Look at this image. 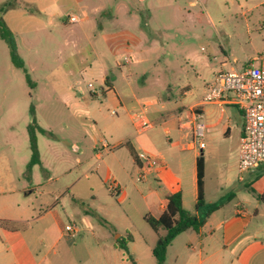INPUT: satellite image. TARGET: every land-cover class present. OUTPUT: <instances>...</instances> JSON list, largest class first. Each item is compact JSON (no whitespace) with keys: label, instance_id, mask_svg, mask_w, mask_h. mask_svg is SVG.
Here are the masks:
<instances>
[{"label":"rangeland","instance_id":"obj_1","mask_svg":"<svg viewBox=\"0 0 264 264\" xmlns=\"http://www.w3.org/2000/svg\"><path fill=\"white\" fill-rule=\"evenodd\" d=\"M192 1L0 0V19L9 22L24 67L13 66L10 49L0 38V214L29 220L20 228L32 240L42 237L48 247L56 235L55 221L74 226L73 237L66 232L70 264H132L130 257L136 264H156L152 250L158 234L143 220L148 214L142 197L146 183L123 174L125 191L118 193L110 182H102L112 158L133 165L126 148L112 149L114 142L138 134L145 140L154 134L160 145L165 143L161 125L152 123L143 131L134 127L144 117L139 112L144 107L131 102L130 93L135 92L141 103L169 96L163 111H172L199 101L216 73L240 69L264 51V0H200L190 6ZM70 15L77 23L67 22ZM121 35L143 37L151 44L139 54L141 63L117 66L110 45ZM99 63L127 114L113 105L114 95L102 96ZM89 83L97 97L87 89ZM185 87L192 94L183 100ZM153 109L146 108L147 117ZM203 109L199 158L204 201L221 202L219 209L224 207L226 213L236 204L251 210L258 203L259 222L264 223V203L246 182H239L234 140L224 135V112L231 109ZM114 110L116 116L111 114ZM30 125L40 164L28 169ZM104 140L114 154L103 152L99 160L96 147ZM188 184L185 180L184 186ZM184 196L185 210L194 213L192 197ZM210 233L209 227L202 228L205 243L211 241ZM198 239L193 231L177 236L166 250L164 264H187L199 248ZM116 241L128 242L127 250L115 248Z\"/></svg>","mask_w":264,"mask_h":264},{"label":"crops","instance_id":"obj_2","mask_svg":"<svg viewBox=\"0 0 264 264\" xmlns=\"http://www.w3.org/2000/svg\"><path fill=\"white\" fill-rule=\"evenodd\" d=\"M197 1L200 0L190 2V6L195 5ZM127 15L132 17V12H127ZM206 16L210 18L208 13H206ZM12 18V16L6 18V22L10 21ZM64 21H66V18ZM64 23L65 25L67 24L66 22ZM8 25L10 26L9 22L5 24V26L11 33ZM120 34L122 33L120 32ZM113 40V45L110 46L113 47L115 51V62L118 67L141 63L139 54L144 52V50H148L149 45H151L148 44L143 37L136 38L121 35L119 37L116 36ZM122 56H131L132 61L129 63L120 62L119 59ZM233 63L236 62L233 60ZM248 63L243 66H246ZM99 67L103 80L102 96L114 95V97H110L111 102L114 103L113 105L119 107L127 114L128 109L117 94L112 82L105 77L103 64L99 63ZM211 84L206 86L204 93ZM183 91L182 97L183 100H186V97L192 94V91L189 90L188 87H185ZM204 93L201 95V98ZM92 95V97H97L96 94ZM128 97L132 99L131 102L143 105L144 108L139 112H142L144 118L149 122L151 121V124L157 123V125L162 126V131L165 135V143L160 145V142L155 140L154 134H148L145 140H140L138 134L114 142L112 149L126 148L133 165L128 167V163L125 164L124 161L116 157L112 158V164H117V167H113L112 164L110 167H106L107 172L106 177L102 181L103 185L110 178L118 186L117 192L123 193L125 191L121 184L122 177H124L123 174L127 177L128 175H134L135 181L137 182L139 162L133 159L130 150L136 155L140 152H144L153 155L159 162V167L145 182L146 194L142 195V197L147 213L155 219H158L167 206V197L175 193L181 194L182 206L184 209V195H190L196 204L198 194L196 164L197 159L202 155V151H198L190 144V129L186 127L189 109L195 107L201 99L190 105L182 104V106H177L175 110L164 112L163 110L168 108V103L166 101L170 99L169 96H162L142 103L135 92H131ZM210 105L231 109L228 113L224 112V114H227V118L226 123L222 127L224 128V135L234 140L236 163H238V145L240 137L242 136L243 114L237 106L228 102H224L221 106L215 104ZM155 106H158V108ZM206 106L209 105L201 107L202 113L204 111L203 108ZM151 107H154V109L148 113L147 117L145 113L146 108ZM112 112H116L117 115L116 110ZM133 125L136 128L135 122ZM153 126L152 124V127ZM104 141H102L100 147H96V158L99 160L102 158L103 155L101 154L103 152L114 154L109 148L103 147ZM185 153H191V155H185ZM125 165L127 169L124 168ZM262 176H264V166L255 171L244 173L242 180H239V182H246L250 190L257 193V197L264 203V178L262 179ZM204 178L206 181V167ZM185 180L189 182L188 187L184 186ZM105 188L109 191L108 187ZM232 197L233 194L228 196L229 199ZM58 204L59 202L57 205ZM259 205L260 204L255 203L254 207L248 210L249 208L246 205L236 204V206H233V211L229 213L223 211L224 207L213 212L203 225V227H209L211 231L209 239L211 241L205 243V241L201 239L202 227L197 232L199 233V239L197 240L199 248L196 253L191 255V257H194L191 259L193 263L189 260L187 264H264V223L259 222L261 217ZM219 212H222V216L220 215L212 219L216 214H219ZM49 214H52V210H49ZM193 214L199 216V213L196 211H194ZM0 215V264H70V238L66 235V226L61 223L60 220L54 222L56 235L50 247H48L44 243L45 240L42 237H34V240H32L27 236V230L20 228L23 225L27 226L26 223L29 222V220L19 218L18 216H8L7 214ZM144 215L146 214H143V217ZM252 223H255L253 227ZM8 226H13L14 229L6 228ZM161 230L163 229H159L156 233L158 236L165 235V231L163 230L164 234H161ZM117 237L120 238L121 235L119 234L116 238ZM129 237V241H132L130 234ZM127 244L128 242H126V248ZM189 247L192 248V245L190 244Z\"/></svg>","mask_w":264,"mask_h":264},{"label":"built area","instance_id":"obj_3","mask_svg":"<svg viewBox=\"0 0 264 264\" xmlns=\"http://www.w3.org/2000/svg\"><path fill=\"white\" fill-rule=\"evenodd\" d=\"M73 15L67 17L68 23H77ZM120 62L129 63L131 56L120 57ZM87 89L96 94L94 85L89 83ZM80 93H83L80 90ZM224 102L233 104L243 114L242 136L238 145L237 172L239 180H242L244 173L252 172L264 166V51L257 54L248 65L230 72H219L215 75L212 84L206 89L199 103L189 109L187 127L190 129V144L197 150H203L204 126L201 123L204 114L201 107L215 104L221 106ZM116 115V112H111ZM151 123L141 117L136 123L139 131L151 128ZM104 148H109L107 142L103 143ZM139 162V173L137 182L145 183L148 178L159 167V162L153 155L140 152L137 154ZM112 189L118 186L110 178ZM74 226H67L66 232L73 237Z\"/></svg>","mask_w":264,"mask_h":264},{"label":"trees","instance_id":"obj_4","mask_svg":"<svg viewBox=\"0 0 264 264\" xmlns=\"http://www.w3.org/2000/svg\"><path fill=\"white\" fill-rule=\"evenodd\" d=\"M9 7H12L8 4ZM0 38L8 45L10 49L11 62L16 68H24L23 64L20 62L17 56V50L15 41L6 28L3 21L0 19ZM29 140H30V150H31V159L28 164V169H31L32 166L40 164L39 153L36 144L35 135L33 132V127L30 125L28 127ZM130 154L134 160L137 159V155L130 150ZM197 171V201L195 204V211L199 213V216H196L193 213L187 212L182 206V196L180 193L171 194L167 197V206L162 213V215L155 219L150 214H146L143 217V220L148 224V226L157 233L159 229L165 231L164 236H158L155 246L152 250V255L156 261V264H164L165 255L167 248L171 245L174 239L180 234L191 230L198 232L209 216L218 210L222 203L215 204H206L203 197V162L202 158L197 159L196 164ZM109 190V189H108ZM6 228H13V226H8ZM118 245H115L116 248L126 251V241H116ZM130 262L136 264L135 261L130 257Z\"/></svg>","mask_w":264,"mask_h":264}]
</instances>
